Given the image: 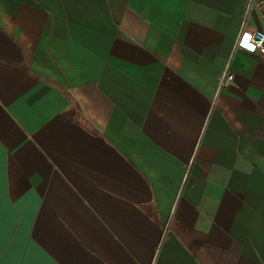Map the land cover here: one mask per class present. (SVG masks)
Returning <instances> with one entry per match:
<instances>
[{
  "label": "crops",
  "instance_id": "obj_1",
  "mask_svg": "<svg viewBox=\"0 0 264 264\" xmlns=\"http://www.w3.org/2000/svg\"><path fill=\"white\" fill-rule=\"evenodd\" d=\"M245 2L0 0V264H264Z\"/></svg>",
  "mask_w": 264,
  "mask_h": 264
},
{
  "label": "built area",
  "instance_id": "obj_2",
  "mask_svg": "<svg viewBox=\"0 0 264 264\" xmlns=\"http://www.w3.org/2000/svg\"><path fill=\"white\" fill-rule=\"evenodd\" d=\"M251 15L257 16L258 25L248 31L246 30V25ZM235 43L236 47H241L251 52H255L258 49L264 50V0H246L244 20ZM232 80L233 74L225 71L220 77L219 87L228 85Z\"/></svg>",
  "mask_w": 264,
  "mask_h": 264
}]
</instances>
